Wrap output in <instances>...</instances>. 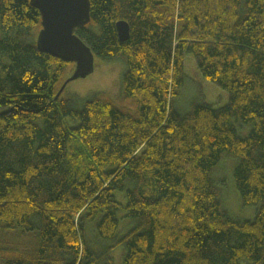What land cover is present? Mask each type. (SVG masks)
<instances>
[{"label": "trees", "instance_id": "trees-1", "mask_svg": "<svg viewBox=\"0 0 264 264\" xmlns=\"http://www.w3.org/2000/svg\"><path fill=\"white\" fill-rule=\"evenodd\" d=\"M89 6L75 33L94 58L125 67L117 97L77 104L54 99L74 63L37 48L38 10L0 0V237L13 235L0 264H113L119 246L121 264H264V0ZM185 54L228 93L225 105L175 108ZM224 157L237 159L250 219L223 205L213 173ZM123 217L131 226L118 235Z\"/></svg>", "mask_w": 264, "mask_h": 264}, {"label": "rangeland", "instance_id": "rangeland-1", "mask_svg": "<svg viewBox=\"0 0 264 264\" xmlns=\"http://www.w3.org/2000/svg\"><path fill=\"white\" fill-rule=\"evenodd\" d=\"M118 60V59H115ZM112 61V60H111ZM122 62L121 60H119ZM108 61L102 60L100 58H94L93 70L86 77L78 78L68 82L63 90V96H71L76 99L77 104L85 98H88L96 91L92 92L90 95L85 97H80L76 94V89L87 86L89 82L95 83L96 79L102 76V65ZM123 63V62H122ZM124 65V64H123ZM184 79L183 84L180 87L179 94L175 99V108L180 112H186L192 102H204L211 104L213 108H218L225 105L228 101V93L219 87L217 84L211 82L206 77H204L197 68L196 62L191 54H185L184 56ZM123 73V72H122ZM120 89L117 94L110 95L111 97H117L119 95ZM71 124L74 123L71 119H67ZM235 124L236 130L240 135H247L250 126L241 124L232 120ZM237 163L236 158L224 157L218 162V166L213 173V178L217 182L219 189L222 193V202L229 216L235 219H250L255 214L254 206H244L242 205L237 190L233 181V168ZM115 197L118 201L123 202V194L121 192H116ZM122 213L118 214V219L121 218ZM119 227L117 230L118 235L125 233L131 226V222L124 217L119 220ZM13 237L12 233L5 234L0 237V245L2 246L4 242H9ZM87 239L90 241L94 249H99L101 244L94 237L93 233L87 232ZM121 254L122 247L119 246L112 252L111 256L113 258V264H121ZM243 264V263H242Z\"/></svg>", "mask_w": 264, "mask_h": 264}, {"label": "water", "instance_id": "water-1", "mask_svg": "<svg viewBox=\"0 0 264 264\" xmlns=\"http://www.w3.org/2000/svg\"><path fill=\"white\" fill-rule=\"evenodd\" d=\"M30 3L40 14L37 48L65 62L74 63L72 73L54 97L57 99L68 82L86 77L93 70L94 55L75 33L78 27L90 21L89 0H30ZM115 27L120 41L128 39L129 26L126 21L118 20Z\"/></svg>", "mask_w": 264, "mask_h": 264}, {"label": "clouds", "instance_id": "clouds-1", "mask_svg": "<svg viewBox=\"0 0 264 264\" xmlns=\"http://www.w3.org/2000/svg\"><path fill=\"white\" fill-rule=\"evenodd\" d=\"M124 65L119 60L105 62L102 65V76L96 79L95 83L89 82L87 86L76 89V94L80 97L90 95L92 92H101L105 95H115L118 93L121 82Z\"/></svg>", "mask_w": 264, "mask_h": 264}]
</instances>
